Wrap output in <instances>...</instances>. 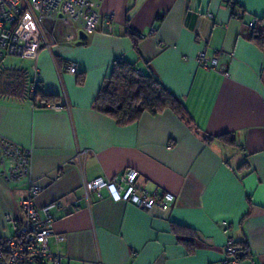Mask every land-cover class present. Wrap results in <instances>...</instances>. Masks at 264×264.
Listing matches in <instances>:
<instances>
[{
    "label": "crops",
    "instance_id": "0c3cea01",
    "mask_svg": "<svg viewBox=\"0 0 264 264\" xmlns=\"http://www.w3.org/2000/svg\"><path fill=\"white\" fill-rule=\"evenodd\" d=\"M96 14L83 40L77 26L46 34L50 47H40L35 62L39 89L54 98L46 107L28 98L34 61L0 65V135L31 151V178L40 187L34 206L61 204L51 229L64 239L49 238L59 264H216L228 236L247 245L241 264H264V51L247 28L264 18V0H101ZM204 48L218 59L216 70L196 62ZM119 58L157 78L192 122L164 109L118 125L95 110L93 99ZM70 61L75 74L67 72ZM17 71L26 88L4 91V74L21 76ZM223 133L238 146L202 140ZM126 168L147 191L172 194L171 208L143 209L107 195L83 199V181ZM27 191L26 179L7 183L0 174V242L10 232L4 215L22 220L18 201ZM172 223L197 233L193 252Z\"/></svg>",
    "mask_w": 264,
    "mask_h": 264
},
{
    "label": "built area",
    "instance_id": "2783aa9c",
    "mask_svg": "<svg viewBox=\"0 0 264 264\" xmlns=\"http://www.w3.org/2000/svg\"><path fill=\"white\" fill-rule=\"evenodd\" d=\"M101 0H0V63L7 57L34 61L31 66L33 80L28 93L30 101L39 88V70L36 59L40 47L49 48L46 40L50 28L60 25L77 26L83 33L93 31L97 17L96 7ZM231 8V6H229ZM110 25L111 15L104 17ZM234 18H238L234 15ZM254 19L248 21L247 28L253 27ZM109 27V26H108ZM138 38L144 37L137 34ZM196 62L203 68L216 70L218 59L207 57L206 49L196 55ZM67 72L76 73V64H66ZM139 73L140 71H136ZM228 75L227 71H223ZM54 107V106H52ZM79 155V153H78ZM31 151L0 135V174L7 183L26 179L28 191L18 201L23 218L15 221L10 215H4L10 232L0 245V264H59L61 255L52 253L49 238L63 241L64 237L51 229L55 220L54 211L61 204L51 202L40 208L33 204V198L40 187L31 178ZM138 173L126 168L121 174L111 178L96 177L83 181L81 190L85 201L94 195L97 199L105 195L117 201H124L143 209L168 210L174 203V197L168 192L147 191L137 184ZM78 206L77 201L71 203ZM241 245L232 237L226 238L223 258L216 264H241Z\"/></svg>",
    "mask_w": 264,
    "mask_h": 264
},
{
    "label": "trees",
    "instance_id": "16d2710c",
    "mask_svg": "<svg viewBox=\"0 0 264 264\" xmlns=\"http://www.w3.org/2000/svg\"><path fill=\"white\" fill-rule=\"evenodd\" d=\"M232 6L231 14L234 15ZM128 36L134 40L132 34L128 33ZM249 38L264 51V18H254ZM17 72L21 76H17L15 72L4 74V82L1 84L4 91L14 94H21L24 91L26 88L25 74L23 71ZM81 82L82 77L78 76L77 83ZM28 98L30 99L29 93ZM53 99V97L45 96L38 88L33 93L31 101L34 105L46 107ZM92 107L112 117L118 125L133 123L145 112L156 114L164 109L171 110L188 124L192 122L181 101L169 92L157 78L151 74L137 73L134 65L122 58L116 59L112 63L109 75L103 80L93 99ZM202 140L206 144H211L216 140L226 146H238L232 133L214 136L204 134ZM247 200L250 201L249 197ZM171 231L176 235L177 240L187 247L188 252L191 253L195 250L198 235L193 229L172 223ZM2 243L3 241L0 242V245ZM238 244L241 245V259L248 257L246 243L238 242Z\"/></svg>",
    "mask_w": 264,
    "mask_h": 264
},
{
    "label": "rangeland",
    "instance_id": "374dc122",
    "mask_svg": "<svg viewBox=\"0 0 264 264\" xmlns=\"http://www.w3.org/2000/svg\"><path fill=\"white\" fill-rule=\"evenodd\" d=\"M25 61L22 60V59H19V58H5L0 65H4V66H18V65H21V64H24Z\"/></svg>",
    "mask_w": 264,
    "mask_h": 264
},
{
    "label": "water",
    "instance_id": "95a60500",
    "mask_svg": "<svg viewBox=\"0 0 264 264\" xmlns=\"http://www.w3.org/2000/svg\"><path fill=\"white\" fill-rule=\"evenodd\" d=\"M85 37H86V35L82 31H80L78 34L79 40H83Z\"/></svg>",
    "mask_w": 264,
    "mask_h": 264
}]
</instances>
